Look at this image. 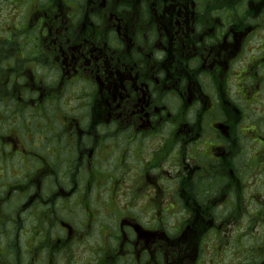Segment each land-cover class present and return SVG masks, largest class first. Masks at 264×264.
Listing matches in <instances>:
<instances>
[{
    "label": "flooded vegetation",
    "instance_id": "af4514ba",
    "mask_svg": "<svg viewBox=\"0 0 264 264\" xmlns=\"http://www.w3.org/2000/svg\"><path fill=\"white\" fill-rule=\"evenodd\" d=\"M15 4L0 264H201L236 192L264 189V0Z\"/></svg>",
    "mask_w": 264,
    "mask_h": 264
},
{
    "label": "rangeland",
    "instance_id": "374dc122",
    "mask_svg": "<svg viewBox=\"0 0 264 264\" xmlns=\"http://www.w3.org/2000/svg\"><path fill=\"white\" fill-rule=\"evenodd\" d=\"M15 0H2L0 1V18L1 27L3 32L16 31L17 20L19 17L15 13ZM13 108L12 105L7 107V110ZM12 115V114H8ZM28 117L24 115V124L27 123ZM6 126L3 122L2 128L12 129L19 126V116L15 115V119L8 118L6 120ZM31 128V125L29 126ZM21 129V127H19ZM244 202L240 204V191L235 194L234 202L231 200L236 208L233 210V206L230 209V214L222 217L221 214H216V220L218 221V227L211 233L209 243L205 244V254L201 264H256L253 255H261L264 252L259 251V247L264 245V215L261 214L262 204L257 201L264 197V189L258 183H255L254 179H251L247 183V193ZM256 200L258 204H253L250 201ZM93 201V202H100ZM118 201V200H116ZM101 206L104 210H110L115 207L112 194L108 189L104 194ZM100 207V206H99ZM125 208V207H123ZM248 213V214H245ZM79 218H83L82 215ZM99 239L97 236L87 239V243L80 250L74 248L71 255L84 256V250L97 244ZM94 241V242H93ZM255 251L257 253H255ZM89 252V251H88ZM87 255H91L87 253ZM264 257H262V261ZM259 263V262H257ZM260 264V263H259Z\"/></svg>",
    "mask_w": 264,
    "mask_h": 264
},
{
    "label": "trees",
    "instance_id": "16d2710c",
    "mask_svg": "<svg viewBox=\"0 0 264 264\" xmlns=\"http://www.w3.org/2000/svg\"><path fill=\"white\" fill-rule=\"evenodd\" d=\"M9 45V46H8ZM10 44H9V41L8 40H3L2 39V57L4 55H8V52H9V48H10Z\"/></svg>",
    "mask_w": 264,
    "mask_h": 264
}]
</instances>
